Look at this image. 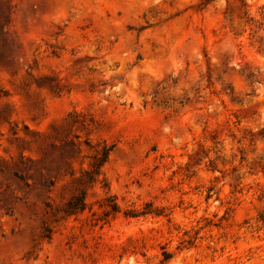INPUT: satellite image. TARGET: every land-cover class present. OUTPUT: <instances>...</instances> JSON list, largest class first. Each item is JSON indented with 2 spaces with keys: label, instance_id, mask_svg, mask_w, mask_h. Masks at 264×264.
<instances>
[{
  "label": "rangeland",
  "instance_id": "obj_1",
  "mask_svg": "<svg viewBox=\"0 0 264 264\" xmlns=\"http://www.w3.org/2000/svg\"><path fill=\"white\" fill-rule=\"evenodd\" d=\"M0 264H264V0H0Z\"/></svg>",
  "mask_w": 264,
  "mask_h": 264
},
{
  "label": "trees",
  "instance_id": "obj_2",
  "mask_svg": "<svg viewBox=\"0 0 264 264\" xmlns=\"http://www.w3.org/2000/svg\"><path fill=\"white\" fill-rule=\"evenodd\" d=\"M109 151H110L109 148H105L102 153V157L98 159V161L94 164V169L89 173V177L91 181H93L95 177L100 173V168L108 159ZM85 208H86L85 193H81L80 195L73 197L71 200L67 202L65 207V213L74 214L76 212L84 210ZM112 210L117 211L115 205L113 206ZM142 213L146 214L150 212H142ZM47 231L48 233L46 235L49 238L51 230L48 228ZM164 256H165V260L171 257V255L167 252L164 253Z\"/></svg>",
  "mask_w": 264,
  "mask_h": 264
}]
</instances>
